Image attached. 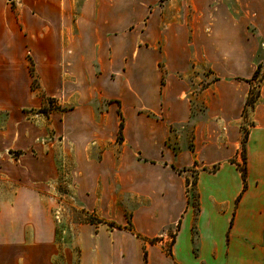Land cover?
<instances>
[{
  "label": "crops",
  "instance_id": "crops-1",
  "mask_svg": "<svg viewBox=\"0 0 264 264\" xmlns=\"http://www.w3.org/2000/svg\"><path fill=\"white\" fill-rule=\"evenodd\" d=\"M150 13L149 46L122 54L119 34L108 54L66 48L77 98L53 125L68 195L103 216L77 226L79 264H129L128 238L141 264H264V75L245 117L264 73V0H166ZM11 75L0 57V264H50L57 228L37 225V184H57L63 165L37 144L24 78Z\"/></svg>",
  "mask_w": 264,
  "mask_h": 264
},
{
  "label": "rangeland",
  "instance_id": "rangeland-1",
  "mask_svg": "<svg viewBox=\"0 0 264 264\" xmlns=\"http://www.w3.org/2000/svg\"><path fill=\"white\" fill-rule=\"evenodd\" d=\"M165 1L0 0V52L2 48L11 50L10 54L0 57L9 59L11 79L17 78L18 73L21 80L24 78L27 100L25 111L30 114L31 119L37 120V144L48 152L52 149L56 161L63 165L61 167L63 175L57 184L53 185L49 180L43 181L42 185L37 184V211H39L37 225L49 224L53 221L57 228V252L50 264H79L81 253L77 243V226L85 222L98 223L103 220L102 215L85 211L68 195L63 155L65 145L63 146L61 141L64 133L59 129L56 130L53 125L64 111L71 109V104L77 98H74L72 89L67 88L68 83L65 79L70 66V63L66 64L68 62L66 48L96 47L108 54L109 49L114 46L111 37L119 34L125 37L119 49L122 54L134 51L139 44L149 46L152 39L146 33L147 18L151 15L153 6L159 8ZM118 20L121 25L120 31L110 28L107 30L109 26L118 27ZM161 26L162 23L159 22V27ZM88 31H91V39L87 36ZM157 45L160 46L159 40ZM50 58L55 61L52 65ZM162 64L160 63L161 66ZM51 66L56 70L53 81ZM263 75V71L261 72L259 68L257 76L252 81L249 95L251 104L246 109L245 117L251 109L250 105H253L257 98L258 86ZM14 81L17 83L16 80ZM104 101L109 102L108 99ZM4 112L6 111H0V117H4ZM247 124L251 125L250 121H247ZM10 139L11 137L8 136L7 140ZM5 140V137L0 136V146ZM123 141L124 135L119 132L117 142L123 143ZM189 175H191V183H194L195 170ZM189 190L196 198L194 184ZM125 213L129 219V212ZM106 228L109 227L106 225ZM88 238L90 239L89 235ZM100 238L107 240L108 234L100 231ZM124 242L129 253V264H141L136 242L130 238ZM47 254L49 255L50 251ZM91 254L92 252L89 253Z\"/></svg>",
  "mask_w": 264,
  "mask_h": 264
},
{
  "label": "trees",
  "instance_id": "trees-1",
  "mask_svg": "<svg viewBox=\"0 0 264 264\" xmlns=\"http://www.w3.org/2000/svg\"><path fill=\"white\" fill-rule=\"evenodd\" d=\"M257 74H258V69L255 71L254 78L257 76ZM247 104H251L249 102V99L247 100ZM122 127H123V125L121 124V129H122ZM240 169H241V172H242L243 179L246 181V176H247L246 167L245 166L244 167H240ZM99 222H102V221H99ZM92 223H94V222H92ZM153 241H155V240H153Z\"/></svg>",
  "mask_w": 264,
  "mask_h": 264
}]
</instances>
